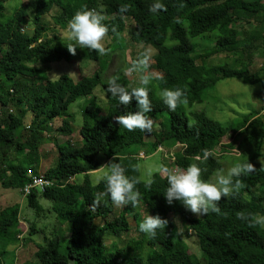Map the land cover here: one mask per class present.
<instances>
[{
    "label": "trees",
    "instance_id": "16d2710c",
    "mask_svg": "<svg viewBox=\"0 0 264 264\" xmlns=\"http://www.w3.org/2000/svg\"><path fill=\"white\" fill-rule=\"evenodd\" d=\"M6 1L0 0V73L6 86L0 87V108L7 109L0 119V186L15 190L23 200L22 207L31 209L36 216L28 236L44 232L42 220H54L51 232L39 242L35 264H195L190 254L176 245L175 227L158 229L155 238L147 239L150 252L145 258L135 254L134 248L115 247L110 251L105 244L106 235L117 238L126 235L130 231L128 215L140 219L139 206L163 219L177 216L184 233L196 237L203 264H264V228L250 227L247 221L237 218L239 212L264 215V164L258 163L264 160L260 152L264 143V111L252 110L234 123L221 124L205 111L193 113L189 108L202 104L214 84L225 79L260 84L264 94V61L257 71H252L253 60L245 56L247 51L255 52L264 46L263 1L161 0L166 11L152 13L149 6L153 0H36L32 14L27 4L9 15L4 13ZM122 4L130 5L125 14L118 12ZM84 5L100 12L109 27L104 40L111 39L104 45L108 50L106 55L88 48L76 50L98 63L99 71L77 81L67 75L52 81L46 70L27 67L72 60L66 46L56 45L54 41L58 30H66L67 22ZM52 11L56 14L51 17L53 25L49 26L44 17ZM127 21L132 23L131 41L156 50L154 68L161 72L148 85L152 102V112L148 115L155 122L160 115H165L166 120L158 122L159 130L153 128L151 133L138 129L129 132L119 127L115 117L137 111V102L133 99L131 104L121 105L117 97L107 92V82H101V71L111 57L109 45L117 41L119 51H123L120 36ZM29 26L33 28L31 32L27 31ZM113 27L119 35L111 31ZM48 33L51 37H47ZM205 35L211 36L214 45L202 55H196L197 42ZM215 56L224 59L209 62ZM18 67L31 68L34 77L17 74ZM97 86L106 98L105 116H100L103 108L99 105H87L81 111L82 124L78 128L81 146L69 142L56 144V134L74 133L70 106L90 95ZM175 87L185 91L187 103L171 111L156 89ZM47 128L54 132L50 138L41 133ZM242 136L246 143L254 145V150L242 161L233 158L234 163L248 160L256 171L239 178L241 188L222 198L218 203L219 213L210 211L198 217L180 201L169 205L163 196L167 187L165 176L155 173L150 180L143 181L138 168L132 167L138 166L139 153L149 157L158 147L176 145L181 149L174 154L175 166L186 168L197 163L203 170L202 179L209 180L221 169L220 160L230 154L232 145L223 143V139L238 140ZM46 141L56 144L58 155L52 157L53 167L37 175L36 149ZM218 147L220 153L215 152ZM204 149L212 155L197 161ZM99 156L103 158L99 160ZM113 157L126 168L127 175L138 179L137 190L141 194L136 207L126 205V211L117 215L110 196L101 195L106 191L105 183L100 180L92 185L90 181L93 169ZM31 176L42 177L50 185L44 190L33 187L29 194H24ZM78 176L82 178L77 179ZM149 181H152L150 185ZM41 200L48 201L50 206L44 208ZM95 201L98 203L94 204ZM20 212L19 203L0 209V264H5L8 234L18 225ZM96 220L103 224L98 225ZM66 224L70 227L68 235L62 229Z\"/></svg>",
    "mask_w": 264,
    "mask_h": 264
},
{
    "label": "rangeland",
    "instance_id": "374dc122",
    "mask_svg": "<svg viewBox=\"0 0 264 264\" xmlns=\"http://www.w3.org/2000/svg\"><path fill=\"white\" fill-rule=\"evenodd\" d=\"M262 3L264 4V0ZM36 0H7L5 3V11L6 15L12 14V12L21 5H27L31 8L29 13L34 12ZM56 13L54 11L51 14L46 15L45 21L49 26L53 25L52 18L53 15ZM108 19V18H106ZM32 26L27 27V31H32ZM132 31V23L127 21L126 27L124 31L121 33V44L124 45L123 51H119L118 42H112L110 47L111 57L110 61L107 60L106 68L101 71V82H107L113 76L118 77L119 81L122 82V85L131 88L140 86L139 79H140V72H132L129 73L126 69L135 61L138 57L142 55H146L149 57V67L147 69L142 70L145 74H151L153 79L158 78L161 75V72L154 68V60L153 55L155 54L156 50H154L151 46H144V45H136L131 41V32ZM47 37H51V33H48ZM111 39L107 38L104 42V45L110 43ZM69 41L67 39L66 30L60 29L58 30V38L54 41L56 45L65 46ZM214 45V41L211 39L210 35H205L201 37V41L197 42L196 46V55H202L205 51L210 50V48ZM242 45V42L239 43ZM246 57H251L253 60L252 71H257L264 61V46H259L257 51H247L245 53ZM224 58L222 56H215L209 59L211 63H218L221 62ZM109 61V63H108ZM35 65V66H34ZM27 67H35L46 70L47 77L49 80H57L62 75L70 76L73 80L77 81L82 77H90L95 72L99 71V64L93 61L88 60L83 53L79 50L76 51V55L72 57L70 62L60 61L58 63H54L51 65H38V64H30ZM17 74L26 75L28 78L34 77L31 68H23L18 67L16 68ZM55 74L56 76H53ZM23 75V76H24ZM3 74L0 73V87H6L3 84ZM157 87V84L155 88ZM262 87L260 84L250 85L244 83L240 79L231 78L225 79L217 82L214 84L213 89L208 92L206 95V99L202 104H194L193 106L189 107L190 111L200 112L205 111L207 116L212 118L213 120L221 123V124H231L234 123L240 118L243 114H247L252 110L261 109L264 111V94H262ZM159 92V89H156V93ZM260 93L262 95H260ZM106 98L103 94L101 87L97 86L93 92L83 98L78 99L74 102L70 108L69 112L74 117V126L73 128L74 133L70 136H63L56 134L55 140L56 144H62L65 142H69L77 147L81 146V137L78 134V128H80L82 124V113L81 111L87 105L97 104L101 108H103L101 112V117L105 116V106ZM4 110L7 109L0 108V119L4 118ZM12 109H9V111ZM261 111V113H262ZM263 114V113H262ZM166 120L165 115L159 116V121ZM29 119H26L25 123L28 124ZM156 122V126L154 129L159 130V124ZM72 123V122H71ZM71 123L69 125H71ZM44 137H51V134L54 133L52 129L47 128L41 132ZM242 136L238 140L234 138H226L223 139V143H231L232 148L229 150L230 154L224 156L220 160L221 169L225 171L234 164L233 158H238L240 161L249 157L250 153L254 150V145L246 143L243 140ZM52 141H46L45 143L41 144L38 149H36V157L35 160L37 161L36 166V174H43L48 168L53 167V159L52 157L55 156L57 158V147ZM162 151H156L153 156L146 157L145 159H140L138 163V170H139V177L143 181H148L151 179L152 175L155 173H163L160 171V166L165 165L170 168H177L174 164V154L181 149L180 146L172 145L169 147H161ZM221 147L216 149V153H220ZM260 152L264 154V143L261 147ZM52 153V155H51ZM242 154V155H241ZM12 155L11 158H13ZM50 156V157H49ZM10 158V159H11ZM102 156H99L98 159H102ZM239 161V162H240ZM55 162V161H54ZM109 162V161H108ZM107 163V162H105ZM104 163V164H105ZM259 165L262 166L264 164V160L260 159L258 161ZM35 172V171H34ZM102 175L101 172H93L91 174V184L94 185L100 181L99 177ZM82 178L78 176L77 179ZM216 179V172L214 175L209 179L211 181H215ZM20 199V200H19ZM19 203V207L21 209L20 216H19V223L14 227V231L8 234V246L6 247V254H5V264H35V257L39 252L38 245L39 242L42 243V239L44 236H48V233L51 232L53 228V221L54 220H42L45 223V229L42 233H37V236H28L29 227L32 225V222L35 221V215L33 214L31 209H24L23 200H21L20 195H18L15 190H6L0 186V209L4 207ZM40 204H44V208L50 206L48 201L41 200ZM22 207V208H21ZM126 211V205L117 207L114 206V214L123 213ZM139 213L140 219H134L133 215L129 213L128 221L130 226V231L121 237H113L111 235H106L105 244L111 250L115 247L120 249L130 248L133 249L134 253L145 258L148 256L150 252V247L146 245V241L148 237L146 234L142 233L139 230V224L143 221L144 217L149 214V211L142 206H139L137 209ZM51 216L52 213L49 212ZM111 217V215H110ZM177 216H167L166 219L169 221L168 228H176V224L173 223V218ZM180 221V220H179ZM98 225H102L103 222L100 220H96ZM180 223L183 225L182 221ZM264 228V226H262ZM69 226L68 224L63 225L62 229L64 235L69 233ZM176 245L180 246L184 250H186L190 256L192 257L195 264H203V256L201 251L198 248L197 240L194 234L188 232V234L184 233V226L178 231V239L176 241ZM1 247V243H0Z\"/></svg>",
    "mask_w": 264,
    "mask_h": 264
},
{
    "label": "clouds",
    "instance_id": "9594fccd",
    "mask_svg": "<svg viewBox=\"0 0 264 264\" xmlns=\"http://www.w3.org/2000/svg\"><path fill=\"white\" fill-rule=\"evenodd\" d=\"M129 10L130 5L122 4L118 12L125 14ZM149 11L152 13L166 11V7L161 0H153L149 6ZM104 19L105 17L100 12L95 9H89L87 5L75 11L66 26L69 42L64 45L67 51L75 56L77 48H88L101 55H106L108 50L104 46V40L109 33V27L103 22ZM111 31L119 35L115 27ZM148 67L149 57L142 55L126 69L129 73H141L140 86H132L131 90L121 85L118 82V77L113 76L107 81V92L113 97H117L121 105L127 106L131 104L133 99L137 102V111L127 112L115 117V122L119 127H123L129 132L138 129L145 133H151L154 126H156V122L148 115V113L152 112L148 85L152 82L153 77L151 74H145L142 71ZM53 76L56 75L53 74ZM158 95L163 104L171 111H175L179 105L187 103L185 91L179 87L163 88L158 92ZM158 151H162V148ZM211 155L212 153L208 149H204L202 156H197L196 160H207ZM138 158L145 159L146 156L143 153H139ZM116 161L117 158L113 157L109 162L97 169H93L94 172L102 173L99 179L105 183L106 191L101 195L110 196L112 203L117 207L129 204L136 207L141 199V194L137 190L139 181L136 177L127 175L126 168ZM132 167L134 170L138 168V166ZM160 171L167 181V187L163 195L167 203L172 205L174 201H180L187 210L200 217L207 215L210 211L219 213L218 203L222 198L239 191L242 186L239 178L242 175L255 172L256 169L248 160L247 162H236L226 171L224 169L217 170L214 182L202 179L203 170L197 163H191L186 168H170L161 165ZM148 183L150 185L152 181ZM95 203H98V201H95ZM237 218L247 221L250 227L264 226V215L259 213L245 214L244 212H239L237 213ZM173 223L176 224V232L183 226L178 217L173 218ZM168 224L169 221L159 215L152 216L147 214L143 221L140 222L139 230L146 234L148 238H155L157 230L165 229Z\"/></svg>",
    "mask_w": 264,
    "mask_h": 264
},
{
    "label": "built area",
    "instance_id": "2783aa9c",
    "mask_svg": "<svg viewBox=\"0 0 264 264\" xmlns=\"http://www.w3.org/2000/svg\"><path fill=\"white\" fill-rule=\"evenodd\" d=\"M158 150H161V148L159 147ZM49 185H50V183L48 181H46L45 179H43L42 177L31 176V183H29L28 185L25 186V188L23 189V193L29 194L30 190L33 187H38L41 190H44V187L49 186Z\"/></svg>",
    "mask_w": 264,
    "mask_h": 264
},
{
    "label": "crops",
    "instance_id": "0c3cea01",
    "mask_svg": "<svg viewBox=\"0 0 264 264\" xmlns=\"http://www.w3.org/2000/svg\"><path fill=\"white\" fill-rule=\"evenodd\" d=\"M108 162V161H107Z\"/></svg>",
    "mask_w": 264,
    "mask_h": 264
}]
</instances>
